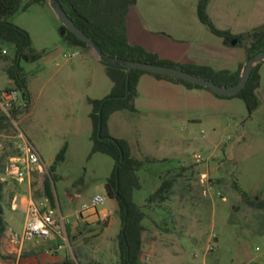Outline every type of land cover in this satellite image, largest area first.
I'll list each match as a JSON object with an SVG mask.
<instances>
[{"label": "rangeland", "instance_id": "obj_1", "mask_svg": "<svg viewBox=\"0 0 264 264\" xmlns=\"http://www.w3.org/2000/svg\"><path fill=\"white\" fill-rule=\"evenodd\" d=\"M198 1L137 0L131 18L136 11L143 29L165 39H180L193 50L198 41L217 43L208 45L217 47V68L246 63L243 46L222 45L199 21ZM208 15L218 29L244 34L264 25V0H210ZM9 20L27 31L33 48L45 55L36 62L20 63L28 79L31 106L0 134L1 165L6 167L0 179L7 178L12 169L8 155L21 156L26 141L40 154L41 167L34 169H41L43 180L66 145L51 190L57 210L72 224L81 223L74 239L68 237L69 243L59 239L61 254L70 252L78 264H119L121 221L105 187L115 161L102 153L92 154L91 139L93 106L89 101L104 99L113 89L107 67L92 48L64 41L66 31L48 1L22 0ZM13 52L0 42L2 90L11 86L6 68L13 63ZM209 52L199 55L211 62ZM71 54L75 56L68 58ZM260 75L261 107L253 114L240 98H218L208 90L149 80L154 76L147 74L139 84L136 111H120L109 118L113 138L126 140L137 159L157 160L148 166L156 178L143 176V188L134 195L136 202H145L164 178L176 179L170 199L146 210L143 252L147 262L264 264V211L250 206L235 185L251 200H264V63ZM96 196L105 198L97 210H108L107 215L115 219L107 229L101 222L82 223L78 214Z\"/></svg>", "mask_w": 264, "mask_h": 264}, {"label": "trees", "instance_id": "obj_2", "mask_svg": "<svg viewBox=\"0 0 264 264\" xmlns=\"http://www.w3.org/2000/svg\"><path fill=\"white\" fill-rule=\"evenodd\" d=\"M22 0H0V42L13 48V63L6 68V73L11 81L7 89L16 90L20 94V102L23 110L18 108L12 111L14 117L19 113L28 111L31 106V93L28 88V79L20 66L22 60L27 62L39 61L45 52H38L32 46L29 33L14 25L9 19L18 12ZM48 0H32L41 3ZM75 22L99 47V49L111 58L123 61L144 62L151 64L175 67L194 75L204 77L220 86L231 87L241 80V72L244 64L236 71L227 69L216 70L206 65L179 64L168 60H162L157 54L147 51L140 45H132L128 39L127 17L130 10L135 7L137 0H58ZM210 0H199L197 3V16L199 21L205 25L210 32L223 40L227 45L229 41L236 38L240 40L246 52V62L257 53L264 51V25L239 35H233L229 30L218 29L208 15V4ZM28 8V3L23 7ZM64 30V26H62ZM64 41L71 46L90 49L91 47L79 40L73 33L66 30ZM231 46V45H230ZM5 51V50H4ZM2 56L5 58V53ZM107 73L113 82V89L106 98L90 100L93 106L90 117L93 122V149L92 154L102 153L110 156L115 161V167L111 176L107 179L105 187L110 199L117 205V214L121 221V230L117 237L119 264H143L141 255L143 252V234L148 219L147 209L153 205L161 206L170 199V194L175 185V177H166L159 187L151 193L145 202L138 203L135 200V192L142 190L144 177L156 178L155 172L149 165H154L157 160L146 158L137 159L130 144L123 139L113 138L109 134V118L120 111L135 112V100L137 98V87L141 75H153L157 79L166 80L171 83L180 84L188 89H209L183 81L178 78L147 73L141 70H133L130 74L127 87L128 70L126 68L107 64ZM264 63V62H263ZM260 63L256 66L247 86L237 95L225 97L214 94L218 98H240L244 101L249 114H253L261 107V100L257 94L260 87ZM128 91V97L125 98ZM100 111L102 126L98 133L100 122ZM11 125V120L0 113V134ZM67 146L65 145L57 154L55 161L49 168L48 178L45 180L44 194L49 199L51 206L55 207V198L51 190V184L56 180L55 171L59 162L65 159ZM20 154L11 153L8 158H17ZM0 158V174L4 173L6 167L2 166ZM152 171V172H151ZM153 173V174H152ZM158 178H161L157 175ZM243 199L252 207L264 211V200H251L249 194L244 192L238 184H235ZM5 182L0 179V213L2 211L1 198ZM55 186V185H54ZM63 264H76L67 260Z\"/></svg>", "mask_w": 264, "mask_h": 264}, {"label": "crops", "instance_id": "obj_3", "mask_svg": "<svg viewBox=\"0 0 264 264\" xmlns=\"http://www.w3.org/2000/svg\"><path fill=\"white\" fill-rule=\"evenodd\" d=\"M134 8L135 7L130 10L127 17L128 39L130 44L140 45L147 51L157 54L162 60H168L179 64L206 65L216 70L227 69L231 71H236L240 68V61L238 62V66L235 68H217L214 66L218 63V50L217 47L211 48L208 45L211 44L217 46V43L215 42L203 43L198 41L195 45V50H193L189 44H186V42L180 39L173 41L146 31V29H143L141 26L142 22H140L138 16L136 15V11L135 16H132L131 18V11ZM220 40H222V45H226L225 40L221 38ZM201 51H212L209 52L212 53L213 56L210 58L212 59L211 62H207V58H202L201 55H199L201 54ZM145 78H148L147 74L141 75L139 84L141 80ZM149 78H151L149 80L156 82L180 86V84L160 80L156 77ZM137 94L139 95V92ZM39 172H42L41 169L38 171H35L34 169L33 172L29 176L27 175L23 181L17 180L10 174H8L7 178H1V181L5 182V186L1 198L2 211L0 213V264H63L67 260L73 262L76 260L75 255L73 256L75 260H73L70 252H67L66 255L61 254L63 244L59 242V239H66L68 243V239L70 237L74 239L78 228H80L81 221L76 224H72L70 222V224L67 225V229H63L61 226L53 229L52 235L49 238L36 237L31 241H26L24 239V226L30 203L32 201L44 202L48 199L44 194L46 179L43 180ZM3 204L6 205L7 209ZM107 214H110L108 210H102L100 211V215L90 217L89 223L101 222V224L104 225L105 220H108V226H113L115 224V219L111 215ZM82 223L86 222L83 221ZM60 230L62 233L59 232ZM73 243L75 244V242ZM68 245L71 248L70 244ZM72 250L73 249L71 248V251ZM152 254L153 250H151V255ZM145 255V252H142V263L151 264L147 262ZM75 263L78 264L77 262Z\"/></svg>", "mask_w": 264, "mask_h": 264}, {"label": "built area", "instance_id": "obj_4", "mask_svg": "<svg viewBox=\"0 0 264 264\" xmlns=\"http://www.w3.org/2000/svg\"><path fill=\"white\" fill-rule=\"evenodd\" d=\"M5 53V51H4ZM75 54H71L68 58H73ZM18 108L22 111L23 105L20 102V94L16 90L3 89L0 90V113L4 114L11 121L14 120L12 111ZM22 155L13 158L12 169L9 174L17 180L23 181L25 177L30 175L35 166H40L41 157L38 151L27 141L21 148ZM200 159V156H197ZM105 203V198L96 196L92 199L91 204L82 205L79 216L84 221L89 223V218L100 215L97 210L98 205ZM66 229L70 224L67 216H63L56 207L51 206L49 199L44 202L32 201L27 210V216L24 226V239L31 241L36 237L49 238L52 235L53 229L59 227L56 224Z\"/></svg>", "mask_w": 264, "mask_h": 264}, {"label": "water", "instance_id": "obj_5", "mask_svg": "<svg viewBox=\"0 0 264 264\" xmlns=\"http://www.w3.org/2000/svg\"><path fill=\"white\" fill-rule=\"evenodd\" d=\"M48 2L51 8L53 9L54 13L58 17V19L62 22L64 26V31L67 30L73 33L79 40L88 44L93 50H95L100 61H103L107 64L120 66L128 70L127 87L129 85L130 74L132 73V71L141 70V71L151 73V74L164 75V76L178 78L183 81L205 87L214 94L225 96V97H232V96L239 94L247 86L256 66L264 62V51H261L257 53L255 56H253L251 59H249L244 64V67L241 72V80L239 81V83L231 87H225V86H220L204 77L194 75L190 72L184 71L179 68L158 65V64L138 62V61L136 62L123 61V60H119L116 58H111L109 55L104 54L99 49V47L96 45V43L93 41V39L90 38L83 30H81L75 24V22L66 13V11L63 9V7L61 6L58 0H48ZM238 43H240V40L236 38L231 40L232 46H236ZM240 46L242 47L243 45L240 43ZM127 97H128V91H127L125 98ZM101 126H102V119H101V111H100V122H99V128H98L99 134L101 132ZM103 227L104 228L108 227V220H105Z\"/></svg>", "mask_w": 264, "mask_h": 264}, {"label": "flooded vegetation", "instance_id": "obj_6", "mask_svg": "<svg viewBox=\"0 0 264 264\" xmlns=\"http://www.w3.org/2000/svg\"><path fill=\"white\" fill-rule=\"evenodd\" d=\"M233 40V39H232ZM229 44L231 45V40L229 41ZM237 45H240V43H238ZM232 46V45H231Z\"/></svg>", "mask_w": 264, "mask_h": 264}]
</instances>
